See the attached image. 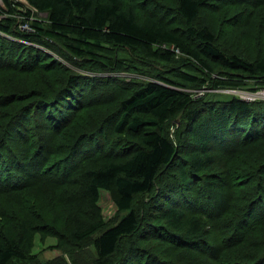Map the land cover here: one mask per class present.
Instances as JSON below:
<instances>
[{
  "label": "trees",
  "instance_id": "trees-1",
  "mask_svg": "<svg viewBox=\"0 0 264 264\" xmlns=\"http://www.w3.org/2000/svg\"><path fill=\"white\" fill-rule=\"evenodd\" d=\"M26 1L46 20L30 32L0 20V264H79L87 245L90 264H264V100L189 91L216 69L264 77V35L235 27L245 12L222 36L199 21L245 2L254 16L264 0ZM178 55L186 67L143 83L81 73L167 68ZM101 190L122 214L109 226ZM37 237L65 258L39 262Z\"/></svg>",
  "mask_w": 264,
  "mask_h": 264
},
{
  "label": "rangeland",
  "instance_id": "rangeland-1",
  "mask_svg": "<svg viewBox=\"0 0 264 264\" xmlns=\"http://www.w3.org/2000/svg\"><path fill=\"white\" fill-rule=\"evenodd\" d=\"M141 1L142 0H138V2H141ZM160 1L161 2L164 1V2L157 3L155 4V7L154 6L153 7L154 8L158 7L160 10H164V8H162L163 3H166L167 5L170 6L169 0H160ZM10 3H11V6L10 7L7 6L8 11L6 9L5 0H0V7L4 8L5 10L4 14H7V16L5 15L6 17L13 15L17 19L16 21L17 23L15 24V26L21 31L30 32L32 29V27H30V23L32 20L34 19L46 20L47 18L46 12L38 11L37 9L32 7L26 0H10ZM212 4H214V2ZM247 4H248L247 2H245L244 4L240 3L234 6L230 10V12H220L218 14L216 13V11H214L215 7L204 8L203 11H201L200 13L199 21L202 24H206L210 26L213 30L219 33V36H222L224 35L223 33H225L226 28H227L226 26H223V22L227 20L226 18L230 17L235 20L234 14L239 13V12H243V13L245 12V15L241 19H239V21L238 20L235 21V23L238 24V25H235V27L238 28V32L239 33L244 32V35H247L245 31H248V32L250 31L251 35H253L254 37L255 33H257V31L260 29L261 31L259 33L261 35H264V21L262 19V17H264V11H261V13L256 12L254 16L252 15V13H250L249 15L246 9L248 7L246 6ZM149 7H152V5ZM10 8L14 9V13L10 12ZM169 8L170 7H168L167 10H169ZM28 9L31 10V15H32L30 17V22L25 19L26 17L25 14ZM160 10L158 11V14L162 13ZM171 18H172L171 15L167 16L168 25L183 30L184 25L182 24L181 19L180 20L176 19V17L172 19ZM231 33L233 34L234 31ZM0 35L2 37L8 38L7 36L3 34H0ZM10 38L12 40L14 37L9 36V39ZM221 40H223V38H221L220 41ZM224 41L227 44L229 43L227 39H224ZM250 46L251 45L249 43L247 44V42L242 43V50L244 51L242 53L249 57L252 55L250 53V51L252 50V47ZM56 58L59 59V57H56ZM176 58L179 61V63H173V64L171 63V65L167 68L164 67L163 65L161 66V65L155 64V62L152 61V64L153 63L155 64L154 66H149V65L145 66L143 64H135L136 66L135 68L131 66L129 69H126L127 71L125 70L122 72L106 73L104 71H98L95 68L92 69V71L85 70V72H81L80 69L74 68L75 66L72 67L70 65L67 66L68 67L67 69H72V70L81 72L82 74H85V75L99 76V77L114 76L117 78H121L125 82L133 81L136 83H140V82L143 83L144 81L153 80V78L157 77V75L159 74H162V73L168 74L169 72L168 69H175V68H180V67L182 68V67H186L187 64H189L188 60L181 55L176 56ZM61 62L65 64L66 61L61 60ZM206 74H207L208 80L205 86L199 89H195V88L189 89V91L191 92V94H193L195 98L210 94L218 100H228L229 98L233 96L238 97L246 102H256V101L264 100V77H261V76L252 77L249 74H242V73H234V74L227 73L226 74V73L218 72L217 69L214 72H211V73L209 72ZM214 80H218V81L221 80L224 83L223 84L221 83V85L219 86H213ZM111 106L112 105H109L106 107H111ZM106 107H103V106L96 107L93 110H99V109H103ZM88 111H90V109L86 110L85 112H88ZM179 123H180V117H175L174 119H172L171 122H168L165 124L164 127L166 131L168 132L170 138H173V139L176 138V130H177ZM89 127L90 126H88V128ZM261 148H258V149L261 150ZM142 200L147 201V197L144 196ZM98 205L101 209L102 218L104 222L107 224V226L114 224L122 215L121 213L117 212L112 196L110 192L106 190L100 191ZM35 239H36V243L34 247V252L38 254L39 262L43 263V262L52 260L56 257L65 258V251L54 247L56 244V241L52 237H47L43 241L40 240L39 237ZM78 253H79V258H78L79 264H90L89 262H91V259L95 256L94 247L90 245L83 247L81 250H79Z\"/></svg>",
  "mask_w": 264,
  "mask_h": 264
},
{
  "label": "built area",
  "instance_id": "built-area-1",
  "mask_svg": "<svg viewBox=\"0 0 264 264\" xmlns=\"http://www.w3.org/2000/svg\"><path fill=\"white\" fill-rule=\"evenodd\" d=\"M4 16H5V14H4V12L2 11V7H0V20H1L2 18H4Z\"/></svg>",
  "mask_w": 264,
  "mask_h": 264
},
{
  "label": "bare ground",
  "instance_id": "bare-ground-1",
  "mask_svg": "<svg viewBox=\"0 0 264 264\" xmlns=\"http://www.w3.org/2000/svg\"><path fill=\"white\" fill-rule=\"evenodd\" d=\"M7 142V141H6ZM8 144V143H7Z\"/></svg>",
  "mask_w": 264,
  "mask_h": 264
}]
</instances>
